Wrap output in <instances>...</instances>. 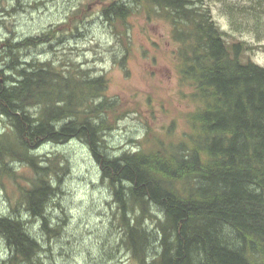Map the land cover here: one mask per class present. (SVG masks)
<instances>
[{
  "label": "trees",
  "instance_id": "16d2710c",
  "mask_svg": "<svg viewBox=\"0 0 264 264\" xmlns=\"http://www.w3.org/2000/svg\"><path fill=\"white\" fill-rule=\"evenodd\" d=\"M218 2L235 32L264 40V0ZM243 3V4H240ZM39 37L0 42V187L10 213L0 215V238L9 249L2 264H34L43 250L18 206L40 222L48 240L59 236L46 208L66 172L61 156H39L43 144L79 139L90 149L111 191V226L130 264H264V66L256 48L228 40L205 0H114L102 14L119 43L135 15L171 24L180 82L196 105L188 131L155 135L134 152L107 153L106 136L129 112L107 96L105 76L71 62L26 61L21 52L49 44L72 20ZM78 30V26L74 27ZM4 69V68H3ZM22 163L29 176L10 166ZM26 180V185L21 184ZM17 186L19 200L8 194Z\"/></svg>",
  "mask_w": 264,
  "mask_h": 264
},
{
  "label": "rangeland",
  "instance_id": "374dc122",
  "mask_svg": "<svg viewBox=\"0 0 264 264\" xmlns=\"http://www.w3.org/2000/svg\"><path fill=\"white\" fill-rule=\"evenodd\" d=\"M111 1L114 0H0V42L39 37L80 12L67 32L20 55L22 60L51 61L56 65L73 62L90 70L92 77L105 76L107 96L118 102L121 111L129 112L106 136L107 153L115 156L134 152L155 135L164 137L169 129L174 136L188 131L186 116L196 105L189 97L191 88L180 82L178 44L172 39L171 24L144 14L135 15L127 22L126 41L120 44L102 14L104 4ZM205 2L221 29L229 34L228 40L246 41L256 48L248 56L264 66V40L247 30L235 32L221 4ZM3 70L0 62V72ZM8 71L0 75L3 85L8 84L4 80ZM10 127L9 121L2 118L0 132ZM36 151L39 156H61L68 169L58 172L54 184L59 190L46 208L50 226L61 228L59 236L48 240L39 220L27 216L18 206L19 217L43 245L39 261L34 264H130L125 250L114 251L118 235L110 224L114 210L111 191L102 182L100 167L89 147L74 139L64 144L46 143ZM10 166L20 175L29 176L22 163ZM21 184L26 185V180ZM8 185V194L14 202L18 201L17 186ZM9 213V196L0 187V215ZM8 255L9 249L0 238V264Z\"/></svg>",
  "mask_w": 264,
  "mask_h": 264
},
{
  "label": "bare ground",
  "instance_id": "6f19581e",
  "mask_svg": "<svg viewBox=\"0 0 264 264\" xmlns=\"http://www.w3.org/2000/svg\"><path fill=\"white\" fill-rule=\"evenodd\" d=\"M48 144V143H47Z\"/></svg>",
  "mask_w": 264,
  "mask_h": 264
}]
</instances>
